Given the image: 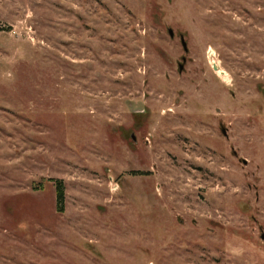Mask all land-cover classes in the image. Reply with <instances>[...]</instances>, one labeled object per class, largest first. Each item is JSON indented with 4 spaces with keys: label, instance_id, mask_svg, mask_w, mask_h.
<instances>
[{
    "label": "rangeland",
    "instance_id": "1",
    "mask_svg": "<svg viewBox=\"0 0 264 264\" xmlns=\"http://www.w3.org/2000/svg\"><path fill=\"white\" fill-rule=\"evenodd\" d=\"M0 264H264V0H0Z\"/></svg>",
    "mask_w": 264,
    "mask_h": 264
},
{
    "label": "trees",
    "instance_id": "2",
    "mask_svg": "<svg viewBox=\"0 0 264 264\" xmlns=\"http://www.w3.org/2000/svg\"><path fill=\"white\" fill-rule=\"evenodd\" d=\"M50 181L56 183V190H57V203H58V211L60 213L64 212L65 206V187L64 182L62 180H53Z\"/></svg>",
    "mask_w": 264,
    "mask_h": 264
},
{
    "label": "water",
    "instance_id": "3",
    "mask_svg": "<svg viewBox=\"0 0 264 264\" xmlns=\"http://www.w3.org/2000/svg\"><path fill=\"white\" fill-rule=\"evenodd\" d=\"M170 34H171L172 37L174 36V33H173L172 30H170ZM182 44H183V47H184L185 51L187 52L188 51V47H187V44H186L184 38H182ZM182 69H183V66H181V70ZM215 70H218L217 67H215Z\"/></svg>",
    "mask_w": 264,
    "mask_h": 264
},
{
    "label": "bare ground",
    "instance_id": "4",
    "mask_svg": "<svg viewBox=\"0 0 264 264\" xmlns=\"http://www.w3.org/2000/svg\"><path fill=\"white\" fill-rule=\"evenodd\" d=\"M218 69V68H217ZM220 70V69H219Z\"/></svg>",
    "mask_w": 264,
    "mask_h": 264
}]
</instances>
